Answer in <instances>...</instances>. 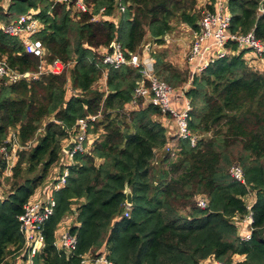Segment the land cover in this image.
Wrapping results in <instances>:
<instances>
[{
  "label": "trees",
  "instance_id": "obj_1",
  "mask_svg": "<svg viewBox=\"0 0 264 264\" xmlns=\"http://www.w3.org/2000/svg\"><path fill=\"white\" fill-rule=\"evenodd\" d=\"M208 1L213 10L215 0ZM261 1L227 0L232 33L252 31L264 44ZM119 3L125 9L117 16L115 0H83L86 12H74V2L62 0H0V61L18 74L37 72L38 60L1 29L32 12L42 26L34 39L47 50L46 66L58 61L65 67L35 80H0V145L14 133L22 147L8 180L10 191L0 196V264L21 260L18 217L24 205L48 193V184L40 185L61 160L76 122L98 113L101 119L87 130L89 151L76 153L67 166L60 163V173L52 179L51 186L68 170L65 185L52 192L55 208L44 225L36 264H81L85 255L102 254L114 264H199L208 258L222 264H264V72L249 66L243 50L194 75L186 96L189 128L198 140L191 146L178 139L176 157L165 152L155 168L157 151L169 141L160 123L168 116L153 106L125 112L138 70L107 69L99 51L114 41L126 55L138 52L146 39L162 46L178 26L198 31L204 9L198 0ZM94 16L99 19L93 21ZM229 48L237 51L234 43ZM150 55L160 80L174 89L187 83L189 71L173 66L165 50L150 49ZM104 71L106 91L94 90ZM68 86L80 94L67 99ZM233 165L241 167L244 184L230 176ZM126 187L132 195L127 218ZM200 197L206 208L197 206ZM249 197L253 230L243 242L233 218L248 213ZM67 216L74 219L69 233L77 240L70 254L53 245ZM234 256L243 260L234 262Z\"/></svg>",
  "mask_w": 264,
  "mask_h": 264
},
{
  "label": "built area",
  "instance_id": "obj_2",
  "mask_svg": "<svg viewBox=\"0 0 264 264\" xmlns=\"http://www.w3.org/2000/svg\"><path fill=\"white\" fill-rule=\"evenodd\" d=\"M64 2H74L73 10L77 12H86V7L83 0H62ZM118 6L117 16L124 12V7L115 0ZM208 1L203 7L202 17L198 22V31H193L192 38L184 50V60L187 65L192 68L189 71L187 83L180 89L170 87L166 82L160 80L154 72V60L150 55V44H144L138 52L128 53L127 55L121 49L117 42H112L109 49L99 53L101 64L107 69H120L129 67L138 70L139 78L135 83V88L131 100L124 107L125 112L137 110L140 107L153 106L159 109L162 115L168 116L175 128L174 137L169 139L164 147V151L171 157H176L179 151L177 146L178 139L188 140L191 146H194L198 140V136L189 128V112L191 111L190 100L186 96V92L191 85L194 75H199L214 61L247 50L249 54L245 56L254 60L256 57L264 55V44L257 40L253 32L240 34L239 32L232 33L230 31L231 15L227 8V0H215L213 10H209ZM103 9H101V12ZM100 12V13H101ZM99 19L98 16L92 18L93 21ZM40 22L35 18L32 12L21 15L12 23L1 26L4 34L18 38L25 52L32 55L38 60V68L35 74H18L12 72L8 66L0 61V80L6 78L7 82H16L20 78H29L32 80L38 79L44 74H60L65 67L58 61L53 62L50 68L46 66L47 50L39 40L34 39V36L40 31ZM234 43L237 46V51L233 52L229 48V44ZM113 45V47H111ZM58 66H60L58 68ZM28 74V77L25 75ZM106 75L107 71L103 72V86L106 91ZM173 95L182 100L183 108L177 111L171 105ZM101 114L91 115L83 119H79L72 129L75 135L71 137L75 141L71 145L66 155L68 161H72L76 153H86L89 148L84 145L88 140L87 130L90 123H95L100 118ZM10 145V149L8 148ZM16 135L11 133L7 139L0 145V196L6 189V180L12 177V170L17 162V154L21 151ZM230 176L237 182L244 184V175L239 165H233L229 170ZM68 177V170L58 176L53 184L51 191L44 197L24 205L23 213L18 217L19 232L23 238V246L20 249L19 256L24 264H36L35 259L41 252L44 246L43 230L44 225L52 216L55 208V200L52 192L59 191L64 185ZM252 199H248L246 208L248 213L244 217L235 216L233 223L237 226L240 239L243 242L250 240L253 223V213L251 212ZM199 208H206L207 202L203 197L197 199ZM124 217H129L130 207L124 203ZM76 236L68 231L60 234L58 239L53 243L57 251H64L67 254L72 253L76 249ZM239 256H234L236 262ZM81 264H114L108 260L105 254L97 258L85 255L81 259ZM199 264H222L215 261L213 258H208Z\"/></svg>",
  "mask_w": 264,
  "mask_h": 264
},
{
  "label": "rangeland",
  "instance_id": "obj_3",
  "mask_svg": "<svg viewBox=\"0 0 264 264\" xmlns=\"http://www.w3.org/2000/svg\"><path fill=\"white\" fill-rule=\"evenodd\" d=\"M75 12H77V10L75 9ZM96 18V17H95ZM97 19V18H96ZM117 20V18H116ZM180 26L176 27V30H175V35H177V37H173L169 43H166L162 46H156V45H152L150 47L151 50H165L168 54V60L170 62V60L173 62V66H175L176 68H178L177 64H176V60H180L182 61V51L184 53V48L186 49L189 42L186 44L185 46V41H184V38L186 37V34L183 32L182 29H179ZM147 40V39H146ZM141 49V47H139L137 49V51H139ZM249 54V52H248ZM247 56V55H245ZM249 63V66H251L252 69L254 70H261L262 72H264V59L262 57H256L254 58V60H251L249 59L248 57V61ZM60 66H58L59 68ZM180 69V67L178 68ZM182 71L184 70H187V69H181ZM69 87V88H68ZM67 87V93H66V98L69 99L72 95L74 94H80L78 92H75L72 90V88L70 86ZM93 89L94 90H97V91H104L105 88H103V79H99L94 85H93ZM101 119V116L100 118ZM41 134V132H40ZM61 160L55 165V166H52L51 169L49 170V173H48V176L46 177L45 181L40 185V186H46L48 184H50L51 180L55 178V176L60 172V163L61 164H65L66 166L69 165V162L67 161V158L64 159V156H63V153L61 155ZM65 161H67L65 163ZM9 179L6 180V185H7V188L8 189H5L4 190V194L2 196H6L7 193L10 191V187L11 185L9 184ZM39 199V198H38ZM249 200L251 199L250 197L248 198ZM248 202V201H247ZM234 259V258H233ZM241 258H239L236 262L238 261H242L240 260ZM234 261V260H233ZM16 264H24L23 261L19 260L16 262Z\"/></svg>",
  "mask_w": 264,
  "mask_h": 264
},
{
  "label": "crops",
  "instance_id": "obj_4",
  "mask_svg": "<svg viewBox=\"0 0 264 264\" xmlns=\"http://www.w3.org/2000/svg\"><path fill=\"white\" fill-rule=\"evenodd\" d=\"M198 2H199V7L200 8H203L204 7V5H206L207 4V2H208V0H198ZM117 18V20H118V17H116ZM179 29H182L183 30V32L186 34V37L184 38V41H185V46H186V44L191 40V38H192V34H193V30H191V28H188V27H186V26H181ZM173 37H177V35H175V32L171 35V36H168V38L167 39H165L167 42L166 43H169V41L173 38ZM145 44H150V41L147 39L146 41H145ZM150 47H151V44H150ZM184 50H185V48H184ZM99 53H101L100 51H99ZM183 56H184V53H183V51H182V61H180V60H176V64H177V66H178V68L180 67V70L183 68V69H187L188 71H190V73L192 72V68H190L188 65H187V63L185 62V60H184V58H183ZM170 62H171V64H173V62L170 60ZM175 64V63H174ZM173 64V65H174ZM103 88H104V86H103ZM103 92V91H102ZM171 105L173 106V108L174 109H176L177 111H180L184 106V104H183V102H182V100H180L178 97H177V95H173L172 96V98H171ZM160 123L162 124V126L165 128V130H166V136L168 137V139H171V138H173L174 137V133H175V128H174V126H173V124H172V121L168 118V117H162L161 118V120H160ZM90 138H88V143L90 142ZM63 153V152H62ZM63 156H64V159L65 158H67L66 157V155H64V153H63ZM165 156V151H164V149L163 150H160V151H157V153H156V157H155V160H154V163H153V166L155 167V168H158V167H160V162H161V160H162V158ZM67 161H68V159H67ZM67 161H65V163L67 162ZM60 173V172H59ZM58 173V174H59ZM57 174V175H58ZM56 175V176H57ZM55 176V177H56ZM54 180V179H53ZM53 180L50 182V184H49V188L50 189H48L47 191H46V193L47 192H49V191H51V184H52V182H53ZM51 186V187H50ZM46 194H44V195H40V196H38V197H36L35 199H33L31 202H34V201H36V200H38V198L40 199V198H42V197H44ZM74 224V219H73V217H71V216H67V217H65L64 218V220H63V222L60 224V226H59V236H60V234L62 233V232H64V231H68L69 230V227L70 226H72ZM240 260H242V258L240 259Z\"/></svg>",
  "mask_w": 264,
  "mask_h": 264
},
{
  "label": "water",
  "instance_id": "obj_5",
  "mask_svg": "<svg viewBox=\"0 0 264 264\" xmlns=\"http://www.w3.org/2000/svg\"><path fill=\"white\" fill-rule=\"evenodd\" d=\"M263 1L264 0H262L259 3V7H258L259 12L263 11ZM167 38H168V36H165V39H167ZM157 39H160V37H158ZM111 47H113V45H111ZM25 77H28V74H26ZM74 143H75V141L73 139H70L69 142L62 148V152L63 153H68L69 150H70L71 145H73ZM124 194L126 196L125 204L127 206L131 207L132 206V195H131L130 190L127 187L124 190Z\"/></svg>",
  "mask_w": 264,
  "mask_h": 264
}]
</instances>
